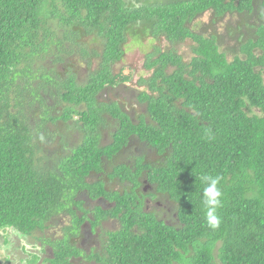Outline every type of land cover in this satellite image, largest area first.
I'll list each match as a JSON object with an SVG mask.
<instances>
[{
    "label": "trees",
    "instance_id": "trees-1",
    "mask_svg": "<svg viewBox=\"0 0 264 264\" xmlns=\"http://www.w3.org/2000/svg\"><path fill=\"white\" fill-rule=\"evenodd\" d=\"M146 40L154 44L144 63L151 74L136 91L146 113L136 124L121 115L113 142L101 147V113L80 104L93 103L96 87L131 83L119 64ZM187 40L188 62L178 49ZM85 64L87 83L62 80ZM47 99L67 103L62 119L78 116L84 134L54 168L47 153L56 134L42 132L45 119L55 120ZM36 108L39 122H30ZM205 174L221 178L215 230L202 204ZM84 192L114 206L96 208L92 221ZM60 214L70 226L54 239L45 231ZM108 219L115 231L101 227ZM84 223L101 232L89 252L80 243ZM7 230L27 244L4 264H264V0H0V232Z\"/></svg>",
    "mask_w": 264,
    "mask_h": 264
},
{
    "label": "flooded vegetation",
    "instance_id": "flooded-vegetation-1",
    "mask_svg": "<svg viewBox=\"0 0 264 264\" xmlns=\"http://www.w3.org/2000/svg\"><path fill=\"white\" fill-rule=\"evenodd\" d=\"M79 68L80 66L77 65L70 66L69 69L67 71H64V73L62 74L63 76L61 77L62 80L67 81L68 79H71L73 77L76 79V81L83 84L81 78L76 75V70ZM84 72H87V69H84ZM89 77H90V72L88 74L86 73L84 76L85 83L88 82ZM96 89L97 90L95 91V94L92 99L93 103L92 104L81 103L79 110L81 112H91V110L95 109L94 114L101 113L100 117L103 118V123L95 124L94 132L99 133L98 142L100 146L107 147L113 142L112 137L115 134L116 130L121 126L119 117L121 115L125 116L126 114L129 116L131 122L136 124L140 118L139 114L145 115L146 113L145 103H140L137 98V92L133 90H129L128 87L125 85V83H120L115 86H110L105 84L101 88L96 87ZM43 98L45 100V97L42 95V100ZM45 102H46L45 104L48 115L52 116L55 119L54 122L50 121L49 119H45L46 123L45 122H44L45 124L43 123L45 129L42 131V132L53 131L56 134L54 141L50 143L48 142V146L50 147L51 151H48L47 153L50 157L49 160L50 166L54 168L55 166H58L57 160L60 157H62V155L64 156L68 152L73 151L78 147L79 144L83 142L84 134L80 132L78 129V126L80 124H76V121L79 120L78 116H75L67 121H64L62 119L63 112H61V109L64 106H67L68 105L67 103L62 102L60 100L54 102L52 99H47ZM114 108L119 109L120 113L113 114L112 110ZM39 116H41V114L37 111V108L35 109V113H32L30 115L32 121L33 118H36L37 122H39ZM32 127H34V125ZM31 129L33 131L35 130L33 128ZM32 130L30 134H32V136L36 135L37 130H35V132H33ZM89 134H92V131L89 132ZM134 150L138 151L137 148ZM119 153H120L119 158L120 159L122 158L125 161V147H123ZM107 182H108L107 183L108 187L105 186L104 190L105 191L110 190L112 192L113 191L112 181H107ZM123 185H125V183H123ZM144 191H146L145 188ZM81 196L80 198L86 201L85 205H83L82 207H84L85 210H87V215L89 213L92 215V216L88 215V217L92 221H94L93 214L96 208H101L103 211H107L110 210V207L114 206L113 202H110L109 200H107L106 198L100 195L95 196V198H90L89 193L84 192ZM145 202L147 203V208H148L150 205L149 199H146ZM156 206H158V204ZM77 213L80 214V212ZM109 223L112 224L109 225ZM109 223L108 224L103 223L101 227L102 228L109 227L110 230L115 231L113 230L114 229L113 224L115 225L116 223L117 225V221L109 220ZM83 228H84L82 231L83 237L80 241L81 245L83 246V249L89 252L94 248L95 249L98 248L99 246L98 235L101 233L100 229L96 228L95 231L92 233L90 231V226L88 223H84ZM48 249L49 248H47V250Z\"/></svg>",
    "mask_w": 264,
    "mask_h": 264
},
{
    "label": "rangeland",
    "instance_id": "rangeland-1",
    "mask_svg": "<svg viewBox=\"0 0 264 264\" xmlns=\"http://www.w3.org/2000/svg\"><path fill=\"white\" fill-rule=\"evenodd\" d=\"M208 21H209V12H206L195 21L196 24L194 29L196 30V32H199L201 26H203L204 23L208 24ZM159 44H160V48L163 49L166 46V41L162 39ZM153 45L154 44L146 40L141 45H136V46L130 45L127 48L123 62L119 64V66L125 68L124 71L132 75V82L127 84L129 90H133L135 92L140 91L141 88L138 87L137 82L139 81V79L147 78L151 74V71H147L144 69V63H145L146 55L152 52ZM190 45H192V43L187 40L181 45L180 48H178L180 50V54L185 56L184 60L186 62H188L189 56L190 57L192 56V54L189 51ZM44 61H46L45 64H48L47 59H45ZM64 66L68 67L67 64L66 65L63 64V65H58L56 69L61 71V68H63ZM84 69H87V72H84ZM89 72L90 71L87 68V65L85 64L82 67L80 66V68L76 70V75L81 78L82 83H85L84 76L86 73L88 74ZM33 121H35L34 118ZM30 122H32V119H30ZM88 215L91 214L89 213ZM56 219L57 220H54L52 224L49 225V228L46 229L45 232L48 236H51L54 239H60L62 236L61 234L62 230L65 227L70 226L71 219L69 216L67 215L64 216L63 214H60V220H58V218ZM110 224L112 223H109V225ZM113 226H114L113 230H115L117 228L115 227L117 226L116 223L115 225L113 224ZM23 244H27V243L14 231L12 232L11 230H7L6 232L5 231L0 232V264H4L3 262L8 258L18 256L20 250H22L21 248L24 246ZM26 251L31 252L28 246L26 247ZM75 264H78V262L77 263L75 262Z\"/></svg>",
    "mask_w": 264,
    "mask_h": 264
},
{
    "label": "clouds",
    "instance_id": "clouds-1",
    "mask_svg": "<svg viewBox=\"0 0 264 264\" xmlns=\"http://www.w3.org/2000/svg\"><path fill=\"white\" fill-rule=\"evenodd\" d=\"M220 180L219 176L206 174L200 177L201 183L204 184L202 204L205 209V218L208 227L213 230L221 226L219 210L223 207V193L219 187Z\"/></svg>",
    "mask_w": 264,
    "mask_h": 264
}]
</instances>
